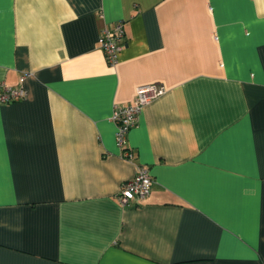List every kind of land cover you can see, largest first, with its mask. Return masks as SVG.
<instances>
[{
    "label": "crops",
    "instance_id": "1",
    "mask_svg": "<svg viewBox=\"0 0 264 264\" xmlns=\"http://www.w3.org/2000/svg\"><path fill=\"white\" fill-rule=\"evenodd\" d=\"M22 76L0 103V264H264V0H0V85ZM152 84L121 148L114 112ZM142 168L151 194L123 206Z\"/></svg>",
    "mask_w": 264,
    "mask_h": 264
},
{
    "label": "built area",
    "instance_id": "2",
    "mask_svg": "<svg viewBox=\"0 0 264 264\" xmlns=\"http://www.w3.org/2000/svg\"><path fill=\"white\" fill-rule=\"evenodd\" d=\"M125 37L123 21L118 22L112 29H105L102 33L101 46L108 64L112 67L118 64ZM25 79L26 76L21 77L19 87L0 85V103L12 104L25 100L28 95L24 87ZM165 93V87L160 84L141 86L137 89L136 97L131 104L116 108L113 120L118 126L117 142L121 148L125 146L129 132L136 126L145 107ZM124 157L130 160L133 158L128 151L124 152ZM152 186L153 179L149 171L140 169L135 178L123 184L119 194L120 203L126 206L134 200H146L151 194Z\"/></svg>",
    "mask_w": 264,
    "mask_h": 264
}]
</instances>
